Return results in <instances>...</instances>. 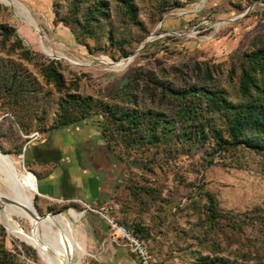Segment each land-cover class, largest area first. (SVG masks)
<instances>
[{
  "label": "rangeland",
  "instance_id": "rangeland-1",
  "mask_svg": "<svg viewBox=\"0 0 264 264\" xmlns=\"http://www.w3.org/2000/svg\"><path fill=\"white\" fill-rule=\"evenodd\" d=\"M13 1L17 8L0 1V25L13 29L30 53L26 59L23 48L14 51V37H11L5 45L0 42V62L18 67L31 80L37 79L43 90L42 98L50 91L54 93L55 88L45 83L37 64H47L53 59L60 61L59 69L67 84L76 78L81 93L113 102L119 101L116 95L137 67L177 86L182 85L183 80L205 83L208 67L215 77L220 71L226 75L230 68L238 70L243 52L264 44V0H134L145 31L122 22L114 14L113 25L125 38L130 51L127 56L134 55L120 66H109L98 61L119 62L126 56L116 54L112 58L104 52L90 54L78 42L70 26L54 20L53 0ZM19 6L25 14L23 17L15 14ZM237 17L240 18L228 21ZM33 26H37L44 40ZM149 36L153 37L146 42ZM43 45L64 58L52 57ZM216 80L229 88L225 76ZM140 92L138 100L142 109L159 107ZM166 106L163 104L159 109L172 116L174 110ZM37 107V104H27L26 110ZM7 109L11 107L0 104V148L9 154L17 171L33 172L28 167L33 160L31 146L22 149L27 141L25 135L37 130L21 129ZM170 122L175 126L179 123L173 117ZM38 132L39 139H68L74 152L78 150L72 162L90 174L94 186L100 185L103 189L101 197L89 200L43 198L37 192L32 194L33 205L41 215H66L69 209L84 211L73 224L75 238L84 249L80 264H139L130 250L109 240L108 224L95 211L100 206H106L118 221L143 224L148 231L146 237L154 264H197L198 253L209 252V245L201 246L195 239L204 231L201 225L207 193L223 211L241 213L257 207L264 209V152L244 145L234 154L215 151L210 140L201 145L187 141L184 146L179 140L145 139L138 145L115 140L109 147L101 124L92 116L62 128ZM44 186L45 180L39 178L38 189L45 190ZM131 186L154 191L152 199L142 191L141 202H131L128 189ZM0 190L8 192L7 183L0 181ZM19 222L24 230L31 231L24 219ZM235 239L238 236L228 235L221 243L226 255L231 256L235 251ZM2 246L15 253L24 264H44L33 246L10 234L0 222Z\"/></svg>",
  "mask_w": 264,
  "mask_h": 264
},
{
  "label": "trees",
  "instance_id": "trees-1",
  "mask_svg": "<svg viewBox=\"0 0 264 264\" xmlns=\"http://www.w3.org/2000/svg\"><path fill=\"white\" fill-rule=\"evenodd\" d=\"M52 6L54 20L70 26L78 42L90 54L104 52L112 58L116 54L117 57L129 54L125 38L113 25L114 14L122 22L145 31L134 0H53ZM0 35L3 45L14 37L13 50L24 49L13 29L1 24ZM29 53L24 49L26 59ZM239 60L238 70L230 68L226 75L217 71L220 75L215 77L208 67L204 74L205 83L183 80L180 86L137 67L129 82L116 95L119 101L113 102L81 93L76 78L67 84L59 69V60L37 64L45 83L55 88L54 93L50 91L44 98L37 79L31 80L18 67L0 62V104L11 107L6 112L11 113L26 132L33 128L37 131L62 128L92 116L101 124L102 135L109 147L115 140H121L125 145L142 144L145 139H162L161 142L179 140L182 145L187 141L201 145L210 140L212 148L218 152L234 154L244 145L263 153L264 44L243 52ZM220 76H225L229 88L217 82ZM214 81L216 83L212 84ZM141 89L144 91L140 92ZM139 92L148 96L152 104L157 103L159 107L166 104V108L174 110V113L169 116L159 107L142 109ZM42 102L44 105L41 107ZM27 104L39 107L26 110ZM171 117L179 121L176 126L170 122ZM128 189L131 202H141L142 191L151 199L154 193L136 186ZM206 198L201 225L204 231L195 239L201 246L209 245L210 250L205 255L202 251L198 253L197 264H264V209L257 207L241 213L223 211L218 209L209 193ZM119 222L145 239L150 251L146 237L148 231L142 223L129 225ZM228 235L238 236L231 256L226 255L225 248L221 246ZM0 264L24 263L10 249L2 246Z\"/></svg>",
  "mask_w": 264,
  "mask_h": 264
},
{
  "label": "bare ground",
  "instance_id": "bare-ground-1",
  "mask_svg": "<svg viewBox=\"0 0 264 264\" xmlns=\"http://www.w3.org/2000/svg\"><path fill=\"white\" fill-rule=\"evenodd\" d=\"M0 1L17 8L13 0ZM21 9L19 6L15 14L23 17L25 14ZM33 27L39 34L37 26ZM39 36L44 40L42 35ZM43 47L52 55L59 54H55L56 50H52L47 45ZM126 62L122 59L113 65L116 67ZM0 181L7 183L9 189L8 192L0 190V222L7 231L33 246L44 264H80L84 249L75 238L73 224L79 220L84 211L69 209L66 215L39 214L32 201V194L37 192L35 175L27 169L20 173L5 157L0 159ZM19 219H24L31 226L30 232L24 230Z\"/></svg>",
  "mask_w": 264,
  "mask_h": 264
},
{
  "label": "crops",
  "instance_id": "crops-1",
  "mask_svg": "<svg viewBox=\"0 0 264 264\" xmlns=\"http://www.w3.org/2000/svg\"><path fill=\"white\" fill-rule=\"evenodd\" d=\"M27 145L31 146L33 158L28 167L34 172L37 193L41 197L89 200L102 196V187L94 186L90 174L72 162L78 150L74 152L68 139H37ZM39 178L45 180L47 190L38 189Z\"/></svg>",
  "mask_w": 264,
  "mask_h": 264
},
{
  "label": "built area",
  "instance_id": "built-area-1",
  "mask_svg": "<svg viewBox=\"0 0 264 264\" xmlns=\"http://www.w3.org/2000/svg\"><path fill=\"white\" fill-rule=\"evenodd\" d=\"M25 137L27 138V141L23 146V151L29 141L40 138V133L38 131H32L30 134H26ZM21 157L24 158L23 153L21 154ZM86 206L91 209L89 205ZM95 211L106 220L109 227V240L111 242L124 246L130 250V252L136 256L139 264H154L145 239L139 237L126 225L111 216L106 206H100Z\"/></svg>",
  "mask_w": 264,
  "mask_h": 264
},
{
  "label": "water",
  "instance_id": "water-1",
  "mask_svg": "<svg viewBox=\"0 0 264 264\" xmlns=\"http://www.w3.org/2000/svg\"><path fill=\"white\" fill-rule=\"evenodd\" d=\"M204 1H205V0H202V2H204ZM242 16H243V15H242ZM242 16H240V17H242ZM240 17H237V18H234V19H228V21H234V20L239 19ZM152 37H153V36H149V37L147 38L146 42H147V41H150V40L152 39ZM146 42H144L143 44H141V45L139 46V48L143 47V45H144ZM133 55H134V53H133V54H130L129 56H126L124 59L128 62V61L131 60V58L133 57ZM52 57H55V58H64L63 56H59V55H53ZM98 62L103 63V64H106V65H109V66H112L113 64L117 63V62L106 61V60H100V61H98ZM72 63H75V62H72ZM4 157L7 158V160L9 161V163H11V165H13V164H12V161H11V159H10V157H9V155H8L7 153L3 152V151L0 149V159H2V158H4ZM47 214H51V213H46V214H43V215H47Z\"/></svg>",
  "mask_w": 264,
  "mask_h": 264
}]
</instances>
